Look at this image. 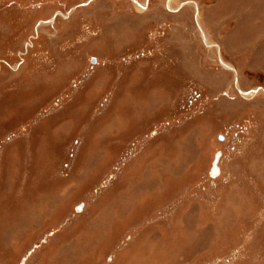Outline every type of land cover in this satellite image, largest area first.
<instances>
[{
	"label": "rangeland",
	"instance_id": "1",
	"mask_svg": "<svg viewBox=\"0 0 264 264\" xmlns=\"http://www.w3.org/2000/svg\"><path fill=\"white\" fill-rule=\"evenodd\" d=\"M0 264H264V0H0Z\"/></svg>",
	"mask_w": 264,
	"mask_h": 264
},
{
	"label": "bare ground",
	"instance_id": "2",
	"mask_svg": "<svg viewBox=\"0 0 264 264\" xmlns=\"http://www.w3.org/2000/svg\"><path fill=\"white\" fill-rule=\"evenodd\" d=\"M219 60L221 61V58H219ZM225 66H228L227 64L224 63ZM219 169V168H218ZM216 170V167L213 168V171Z\"/></svg>",
	"mask_w": 264,
	"mask_h": 264
}]
</instances>
